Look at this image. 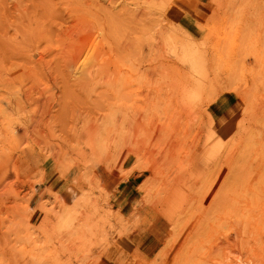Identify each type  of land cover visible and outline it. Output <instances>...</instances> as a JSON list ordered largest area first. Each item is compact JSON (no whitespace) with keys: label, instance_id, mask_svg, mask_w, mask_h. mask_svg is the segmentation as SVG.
Instances as JSON below:
<instances>
[{"label":"rangeland","instance_id":"rangeland-1","mask_svg":"<svg viewBox=\"0 0 264 264\" xmlns=\"http://www.w3.org/2000/svg\"><path fill=\"white\" fill-rule=\"evenodd\" d=\"M0 171V264H264V0H0Z\"/></svg>","mask_w":264,"mask_h":264},{"label":"crops","instance_id":"crops-1","mask_svg":"<svg viewBox=\"0 0 264 264\" xmlns=\"http://www.w3.org/2000/svg\"><path fill=\"white\" fill-rule=\"evenodd\" d=\"M236 106L228 105L221 112H219L213 121L214 129L217 133H222L225 129L234 121L236 118ZM21 168L27 169L29 172H35L37 165L31 157L21 158ZM191 168V175L195 177L202 176L204 174V165L194 160ZM35 170V171H34ZM47 175V176H46ZM45 175L46 182L54 185V178L52 174L48 173ZM142 174H133L128 180L119 184L116 189L113 204L115 210L128 219H133L134 223L144 225L149 234L158 242L165 239L166 224L157 212L152 211V207L145 205L143 201V194L140 190V184L137 181V177ZM168 198V197H167ZM166 198V199H167ZM160 209L158 205L153 207Z\"/></svg>","mask_w":264,"mask_h":264},{"label":"bare ground","instance_id":"bare-ground-1","mask_svg":"<svg viewBox=\"0 0 264 264\" xmlns=\"http://www.w3.org/2000/svg\"><path fill=\"white\" fill-rule=\"evenodd\" d=\"M14 3V2H13ZM18 4V3H17ZM10 8H12V7H10ZM21 13V12H20ZM68 16H66V18H67ZM68 19V18H67ZM63 21H65V18H64V20ZM63 28V27H62ZM59 29V28H58ZM63 31V30H62ZM64 32V31H63ZM132 40V39H131ZM110 41L111 40H104V43H106L107 42V44H109L110 43ZM130 43H131V41H129V45H128V47H130ZM133 44V43H132ZM30 45H33L32 43H30ZM113 45V44H112ZM114 45H115V48L116 47H118V48H120L119 47V45L118 44H116V43H114ZM101 46H103V42L101 43ZM106 46V45H105ZM104 46V47H105ZM111 45H109V47H110ZM31 47V49H32V46H30ZM29 47V48H30ZM122 47V46H121ZM112 48V47H111ZM117 48V49H118ZM127 48V47H126ZM131 48V47H130ZM37 49H39L38 48V46H36V49H35V51H33L32 53H30V52H28L29 54H30V58L31 59H33L34 58V56H38V58L36 59V60H39V58H41L40 57V54H39V52H38V50ZM121 49V48H120ZM33 50V49H32ZM112 50V49H111ZM122 50V49H121ZM40 51V50H39ZM85 51V49H80L79 51H77L76 53H75V55H74V60H79L80 59V57H81V55H82V53ZM117 51H119V50H117ZM14 53H15V51H14ZM28 53H27V55H28ZM85 53V52H84ZM11 54H13V53H11ZM105 54V53H104ZM43 55V54H42ZM111 56H112V54H110ZM44 56V55H43ZM83 56V55H82ZM28 57V56H27ZM103 57V56H102ZM36 60L35 61H33V60H31V61H33V62H36ZM43 62V61H42ZM39 63H40V61H39ZM41 66V65H40ZM37 67V66H36ZM38 68V67H37ZM88 77H89V79L91 80V79H93V77H94V75L92 76V74L89 72L88 73ZM26 99H27V101H29L30 103H31V106H32V102L34 101L33 100V97H31V96H26ZM26 101V102H27ZM33 103H36V102H33ZM37 104V103H36ZM33 106H35V105H33ZM21 108V107H20ZM41 117V116H40ZM42 120V119H41ZM44 121V120H43ZM43 121H42V123H43ZM41 122V121H40ZM44 123H46V122H44ZM43 123V124H44ZM47 124V123H46ZM42 125V124H41ZM41 125H39V126H41ZM45 125V124H44ZM46 126V125H45ZM23 127H25L24 125H23ZM42 127V126H41ZM26 128V127H25ZM42 129V128H41ZM43 131V130H42ZM25 132V131H24ZM237 132V131H236ZM236 135V134H235ZM8 153V152H7ZM238 160V159H237ZM235 162V161H234ZM237 165V164H236ZM8 166V165H7ZM235 167V166H234ZM237 167V166H236ZM234 169V168H233ZM237 170V169H236ZM1 172V171H0ZM4 174H6V173H4ZM244 175V174H243ZM1 176H3V173H1ZM0 176V177H1ZM236 176V175H235ZM2 179H4V178H2ZM1 180V179H0ZM4 182V180H1V182ZM234 182V181H233ZM7 183V182H6ZM236 187V186H235ZM241 195V194H240ZM236 197V196H235ZM238 198V197H237ZM237 204V203H236ZM245 206V205H244ZM240 209V208H239ZM232 210H233V208H232ZM240 211V210H239ZM235 219H236V217H235ZM237 236V235H236ZM247 243V242H246ZM246 245V244H245ZM244 245V246H245Z\"/></svg>","mask_w":264,"mask_h":264}]
</instances>
